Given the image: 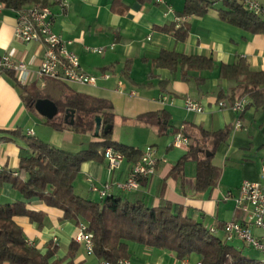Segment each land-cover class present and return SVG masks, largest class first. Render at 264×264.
I'll use <instances>...</instances> for the list:
<instances>
[{
    "label": "crops",
    "instance_id": "1",
    "mask_svg": "<svg viewBox=\"0 0 264 264\" xmlns=\"http://www.w3.org/2000/svg\"><path fill=\"white\" fill-rule=\"evenodd\" d=\"M41 1L53 13V31L73 41L70 49L78 55L81 68L97 77L95 85L62 83L74 91L111 102L116 116L112 126L113 143L131 146L140 153L148 145L156 149L159 159L156 171L140 181L139 190L130 193L113 191L112 195H124L130 200L142 198L153 207L158 206L161 199L170 201L180 205L183 214L202 221L207 228L212 227L213 234L224 239V223L244 219V213L235 207L233 199H225V194L228 191L235 193L243 180H258L264 163V105H253L248 96L249 102L243 113H236L230 104L242 90L234 88L232 81L219 77V68L244 58L252 70H264V34H252L221 20L218 15V9L223 8L220 0L203 16L191 15L178 21L176 12L182 10L183 0H164L163 4L153 0H68L66 6H60L56 0ZM256 1L264 7V0ZM175 22L189 27L183 41L164 29ZM15 24L16 12L4 8L0 13V55L7 54L15 61H23L29 70L36 72L44 48L39 42L18 39ZM111 44L114 45L112 49L109 48ZM85 47H103L104 52L93 53ZM162 50L211 57L213 68L188 70L185 79V70L171 71L153 65ZM33 77L29 84L57 96L56 83L50 78ZM15 83L14 77L0 74V165L4 174L10 175V179L0 183V203L23 201L27 209L38 214L33 219L16 216L14 220L22 228L29 245L41 253L50 246H57L50 262L101 264V259L93 253L88 254L79 244L71 257L68 249L77 232L76 223L64 220L60 209L47 206L37 198L24 199L13 185L20 150L26 147L23 135L38 137L72 152L87 149L89 143L98 138L86 133L91 138L82 140L70 129L56 130L42 124L47 119L27 107ZM185 97L200 103L204 111L188 112L184 107ZM219 101L225 102L226 106L220 107ZM157 111L168 114L167 127L159 129L137 120L143 113ZM59 115L52 121L59 122ZM239 116L241 126L235 128ZM40 124L42 127L37 128ZM227 126L230 127L229 136L217 146L212 158L219 169V178L213 187L203 192L195 190V168L188 164L190 161L185 164L182 176L171 175L172 166L187 152L191 138L199 137L197 127L212 132ZM180 128H184L186 142L175 147L173 137ZM29 130L32 135L27 134ZM132 163L124 158L120 168L111 172L102 156L85 161L75 178L74 190L82 197L101 202L103 199L91 191V185L124 179ZM251 232L257 238L261 235V230L255 227ZM231 242L250 247L239 238L232 239L229 244ZM230 245L239 249L233 243ZM126 258L129 264H180L182 259L194 264L200 260L196 254L180 259L171 250L136 241L128 242Z\"/></svg>",
    "mask_w": 264,
    "mask_h": 264
},
{
    "label": "trees",
    "instance_id": "2",
    "mask_svg": "<svg viewBox=\"0 0 264 264\" xmlns=\"http://www.w3.org/2000/svg\"><path fill=\"white\" fill-rule=\"evenodd\" d=\"M183 8L176 12L178 18L203 16L218 0H183ZM223 8L218 9L219 18L231 25L252 34H264V18L250 12L239 2L220 0ZM41 0H0L6 9H19L22 6L38 3ZM177 40L183 41L189 33L185 23L176 22L168 28ZM155 67L171 71L211 70L213 60L202 55H186L162 50L153 60ZM13 78L12 72H5ZM219 77L232 81L234 88H240L243 95L252 100L253 105H264V70H252L244 58L222 64ZM56 83L57 96L46 90H38L34 85L15 83L27 107L34 110L38 99L47 98L58 107V113L65 114L73 110L74 124L64 121L45 120V124L56 130L70 129L75 133L94 134L95 118H101L102 126H111L106 131L100 130L97 140L91 141L87 149L77 152L66 151L34 136L23 135L26 144L20 150L18 175L13 185L26 200L37 198L47 206L56 207L63 212V219L75 222L84 221L93 233V254L101 260L116 262L127 257L129 241H136L159 249L173 251L177 258L196 254L202 264H264V261L250 259L235 249L225 239L211 233L202 221L189 214H183L180 205L161 199L153 207L142 198L130 200L124 195H110L96 202L78 195L74 190V181L83 162L102 156L99 148L113 145L125 158L136 162L140 152L131 146L113 143L112 126L116 116L111 102L105 98L92 96L71 89L62 81ZM222 98V96H219ZM137 120L145 125L167 127L168 114L164 111L147 112ZM160 121V122H159ZM166 122V123H163ZM198 138H191L187 152L172 166L171 175L182 176L185 164L194 161L195 190L203 192L213 187L219 178V169L212 158L217 146L225 142L230 127L207 132L200 127ZM184 135L186 137L184 128ZM209 151L210 156L205 152ZM10 179V175L0 172V183ZM142 181V180H141ZM16 216H28L33 219L37 213L26 208L25 202L0 203V264H55L50 262L57 246H50L45 253L29 245L22 228L15 222ZM78 244L73 240L68 254L74 256Z\"/></svg>",
    "mask_w": 264,
    "mask_h": 264
},
{
    "label": "built area",
    "instance_id": "3",
    "mask_svg": "<svg viewBox=\"0 0 264 264\" xmlns=\"http://www.w3.org/2000/svg\"><path fill=\"white\" fill-rule=\"evenodd\" d=\"M157 4H163L164 0H153ZM242 4L244 8L254 14L264 18V7L256 0H229ZM60 6H66L68 0H56ZM4 5L0 3V13ZM16 12L15 36L24 42H39L44 50L38 70L33 72L29 70L23 61H15L7 54L0 55V74L12 72L15 81L21 85H27L34 80L33 76H45L50 79L62 82H74L79 84L95 85L97 77L86 73L80 65L78 55L70 49L73 41L63 38L60 34L53 31L52 19L53 13L50 7L40 3H31L22 6L19 9H13ZM181 19L177 17V21ZM114 47L110 45V49ZM85 50L101 54L103 47H85ZM107 77V75H105ZM166 99L165 97L163 98ZM248 96L243 95L232 101L230 107L239 115L243 113L248 105ZM220 107L226 106V103L219 101ZM184 107L188 112L200 113L204 111L203 106L190 97L184 98ZM241 126L240 116L236 120L234 127ZM32 135V130L27 132ZM186 142L183 128L177 130L174 134L172 145L181 146ZM102 157L107 163L108 169L112 172L120 168L124 161V155L113 145H106L102 149ZM159 159L156 156V149L152 145L142 149L138 161L132 163L122 180H108L98 186L92 184L90 189L96 192L102 199L112 195L113 191L121 193H130L139 190L140 181L152 176L157 168ZM0 165V172H3ZM15 176L18 172H13ZM225 199H233L235 207L244 213L242 221L230 220L224 223L225 240L231 241L234 238L247 243L253 249L264 254V163L260 167L259 178L256 181L243 180L236 192L228 191ZM255 227L261 230L259 238L253 236L251 228ZM208 230L213 233L212 227ZM93 233L88 230V225L84 221L77 224V232L74 241L82 245L88 254L93 253ZM28 243V242H27ZM29 244V243H28ZM101 264H129L127 258H121L116 262L101 260ZM180 264H189L188 260L182 259ZM194 264H202L201 260Z\"/></svg>",
    "mask_w": 264,
    "mask_h": 264
},
{
    "label": "water",
    "instance_id": "4",
    "mask_svg": "<svg viewBox=\"0 0 264 264\" xmlns=\"http://www.w3.org/2000/svg\"><path fill=\"white\" fill-rule=\"evenodd\" d=\"M34 109L39 113L41 116L45 117L48 120H52L58 114V107L55 105L53 101L47 98H42L36 100L34 103ZM74 111L73 110H66L64 114V121L70 125L74 124ZM111 126H102L101 118H95V126H94V134L98 135L100 130L106 131ZM206 156H210L211 153L209 151L205 152Z\"/></svg>",
    "mask_w": 264,
    "mask_h": 264
},
{
    "label": "rangeland",
    "instance_id": "5",
    "mask_svg": "<svg viewBox=\"0 0 264 264\" xmlns=\"http://www.w3.org/2000/svg\"><path fill=\"white\" fill-rule=\"evenodd\" d=\"M63 116H64V113L60 114L59 115V117H60L59 120H61ZM40 118L42 120L44 119L43 117H40ZM42 124H45V121H43ZM39 127L41 128L42 125L41 124L38 125L37 128H39ZM77 136H79L82 140H85V139L89 140L91 138V136L89 134H86V133H77ZM188 164L190 166H192L193 168H195V162L190 161ZM232 243L235 244L236 246H238V248H239L238 250L242 253V255H244V256H246V257H248L250 259H256V260H259V261H264V254H262L261 252L256 251L255 249L250 248L248 246H243L241 243L237 244L236 242H231L230 244H232ZM193 258H195V257H193Z\"/></svg>",
    "mask_w": 264,
    "mask_h": 264
}]
</instances>
